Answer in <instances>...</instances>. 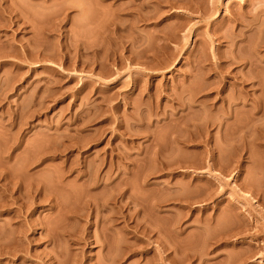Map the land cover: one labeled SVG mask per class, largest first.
<instances>
[{
	"label": "rangeland",
	"instance_id": "rangeland-1",
	"mask_svg": "<svg viewBox=\"0 0 264 264\" xmlns=\"http://www.w3.org/2000/svg\"><path fill=\"white\" fill-rule=\"evenodd\" d=\"M3 178L0 264H264V0H0Z\"/></svg>",
	"mask_w": 264,
	"mask_h": 264
},
{
	"label": "bare ground",
	"instance_id": "bare-ground-1",
	"mask_svg": "<svg viewBox=\"0 0 264 264\" xmlns=\"http://www.w3.org/2000/svg\"><path fill=\"white\" fill-rule=\"evenodd\" d=\"M243 130L244 129L241 127V125H239V126H237L236 133H235V136L234 137L227 138L223 134V138L221 140L222 144H224V146L225 145H227V146L234 145L236 143V140H237L236 138H239L241 136V134L243 133ZM234 149L237 150L236 148H234ZM3 179L4 180H9L8 178H3ZM11 183H12L11 180H9V182L7 183V185H3L2 194L0 195V212L1 213H4V214H9L10 217L13 219V218H18L21 213L18 210L15 211V212H13L11 210L6 209L8 207L7 203H13V204H17L18 203V200L16 198H12L11 201H6L5 200L7 193L11 189L10 188L11 187ZM236 228H234V230L232 229V232L233 233L231 231H230V233H232L234 235H237V234L240 235V233H242L241 232V229L236 230ZM12 232H14V230H12ZM19 233L22 234L23 231H19ZM6 240L7 241L0 242V256H7V257H11V256L12 257H15V256H17L18 255V252H19L17 242L15 240L9 239V238L6 239ZM26 264H32V263H26Z\"/></svg>",
	"mask_w": 264,
	"mask_h": 264
}]
</instances>
